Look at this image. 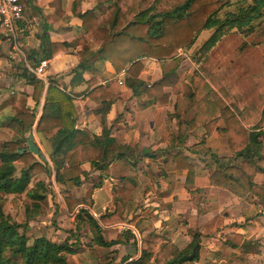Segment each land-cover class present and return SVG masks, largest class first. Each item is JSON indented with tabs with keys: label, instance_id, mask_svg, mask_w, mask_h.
Instances as JSON below:
<instances>
[{
	"label": "trees",
	"instance_id": "1",
	"mask_svg": "<svg viewBox=\"0 0 264 264\" xmlns=\"http://www.w3.org/2000/svg\"><path fill=\"white\" fill-rule=\"evenodd\" d=\"M201 1L112 0L106 11L99 15L95 14L98 7L83 14L72 8L73 14L82 22L85 36L70 44L52 45V48L62 51L78 49V64L74 70L78 78L84 72L92 71L91 59L97 55L100 60L108 62L116 74L124 71L126 86L137 97L140 87L144 86L139 79L144 69L143 59L174 58L177 49L189 48L202 32L212 31L200 48L205 56L232 31L250 34L254 22L262 17L264 10V0H251L250 3H239L234 11L226 12L222 17L219 14L223 4L198 19L204 13L201 6L197 7ZM79 6L77 0L72 3L74 8ZM90 41L97 45V51L90 49ZM27 72L25 70L24 76L33 87L32 98L35 104L42 97L44 100L36 131L50 142L51 166L47 163L42 165L26 150L24 135L32 130L36 115L22 100L19 110L8 118L7 124L18 137L4 143L0 149V264H69L68 256L79 251V247L75 246L77 242H54L43 236L30 240L20 232L23 226L4 214V198L24 194L31 203L25 207V220L29 221L39 214L41 203L46 199V187L42 182H36L30 187L34 173L51 169L56 183L79 187L83 177H87L81 169L83 163H88L91 168L102 173L114 162L125 159L134 161L136 155L132 148L118 144L110 136V129L103 121L116 100L119 90L116 79L108 87H95L88 93L89 99L100 107L95 112L103 119L100 133L93 135L75 128L76 111L67 94L49 85L43 95L44 82L33 74L28 77ZM210 78L205 80L195 74L192 79L193 93L188 99L191 112L186 121L178 124L176 134L168 138L169 150L164 153L166 171H185V183L193 185L198 176L196 168L183 152L188 146L190 135L196 129L204 130L208 135L217 133L227 141L234 157L220 159L213 152L207 151L206 155L211 157L213 165L208 176L210 186L226 191L239 200L252 196L264 204V171L258 166L262 149L260 138L264 137V130H247L224 103L223 98L228 97L223 89L214 78ZM167 85V80L163 78L151 87H145L147 100L159 103V98L166 96L159 93ZM220 122L224 124L223 128H218ZM234 161H238V164ZM17 163L22 165L18 172L15 166ZM259 173L263 174L257 183L256 176ZM80 213L76 220L78 223H87L96 246L110 248L121 240V236L113 241L104 240L98 221L104 226L114 222L107 215H101L96 220L85 209H81ZM131 238L132 235H127V239ZM190 238L183 249L164 239L163 235L156 240L150 239L140 254L138 264H147L151 258L153 264L197 262L201 237L199 233H193ZM158 241L162 243L158 245ZM246 247L240 256L228 264H247Z\"/></svg>",
	"mask_w": 264,
	"mask_h": 264
},
{
	"label": "rangeland",
	"instance_id": "2",
	"mask_svg": "<svg viewBox=\"0 0 264 264\" xmlns=\"http://www.w3.org/2000/svg\"><path fill=\"white\" fill-rule=\"evenodd\" d=\"M250 1L202 0L197 7L201 6L204 13H201L198 19L202 15L215 11L222 4L220 17L226 12L234 11L239 3H250ZM111 4L112 0H95V7L99 9L97 14L106 11ZM211 34L212 31L202 32L192 46L177 49L174 58L165 60L151 58L157 61L158 66H154L153 61L150 60L147 64L144 63V69L140 74L144 86L140 87L137 97L131 96L124 107L125 112L131 114L132 117L126 116V118L118 119L122 122L120 132L123 136L119 134L117 138L121 143L127 141L126 143L132 145L130 148L136 155L134 161L125 159L114 162L102 173L91 168L87 177H83L82 184L77 188L72 186L73 189L56 183L54 172L51 169L34 173L30 187L36 182H42L46 187V199L41 203L39 214L29 221L25 220V207L31 203L24 194L4 198L3 212L13 222L23 226L20 229L21 233H24L30 240L43 236L54 242L69 241V244L77 242L75 246L82 249L85 255L102 256L104 254L100 257L104 260L107 252L100 248L94 249V244H92L87 231L85 232L87 235L84 232L80 233L82 223H78L76 216L80 215V210L84 208L74 214L78 204H83L86 207L92 206L94 200L89 195L90 191L100 190L94 194L97 201L96 207L93 208L96 218H99V212L104 207L106 214L102 215H107L110 220L114 221L111 224H119L113 228V235L109 238L115 240L114 235L119 236L118 233H122L126 239L127 235H130L128 227L133 226V220L136 221L134 218L144 214V219L140 221L152 224L148 229L149 233H147L149 239L156 240L161 237L163 230L167 228L169 232L174 231L173 235L180 247L185 245V232L178 226L183 223L182 229H184L186 220L174 221L178 219L175 214L176 197L185 193L189 196L190 201L201 207L200 202L205 200L206 195L204 191L208 188L199 185L195 187V184L189 185L182 178L174 177V174L180 171H166L164 153L169 150V136L175 135L177 130L175 128L180 122L186 121L190 115L188 99L193 93L192 79L194 75L198 74L205 80L211 77L217 81L228 97L223 98L224 103L247 130L252 131L264 126V10L262 17L254 22L250 34L232 31L224 36L207 55L203 56L200 48ZM0 41L6 42L1 35ZM6 50L7 53L11 52L12 55L17 54L18 57H21L10 45L6 47ZM163 78L167 80L168 85L163 87L159 95L164 94L165 98H159L157 104L148 101L144 88L151 87ZM120 87L119 89H121ZM6 92L9 98L3 102L4 104L2 103L1 107L6 105L10 110L0 113V149L4 143L18 137L16 132L7 126L8 118L15 115L13 111L15 97L10 94L9 89ZM143 103L146 104L143 106ZM148 107H151L150 119L144 116V111ZM133 116L135 117L133 118ZM245 119H247L245 122L247 124L243 123ZM223 127L224 124L220 122L218 128ZM209 136L204 130H194L190 135L186 150L183 151L189 156L196 168L197 175L203 176V178H207L211 174L210 168L213 166L211 157L206 155ZM145 151H147V155H145ZM225 155L228 156L216 154L220 159L234 157L230 149L229 153ZM33 158L38 159L37 161L42 165L46 164H44L45 159L43 158L37 157L36 159L34 156ZM234 163L238 164V161H234ZM15 166L17 172L22 168V165L18 163ZM204 168H207V173ZM183 172L186 174L185 171ZM101 174L105 176L107 183H103L104 178L100 176ZM92 177L95 179L92 180ZM84 190L88 194L82 198L80 191ZM172 191H175L177 195L170 200L167 196ZM133 192H139V194L134 197ZM254 199L258 200L256 197L249 196L243 201L249 203L256 210V205L252 203ZM257 206H262L261 211H264V204L259 202ZM133 208H135L133 213L137 216H133L134 214L131 212ZM165 212L169 214L167 220H164ZM178 217H182V215ZM226 235L220 236L223 238ZM247 243L245 242V245L237 250L242 254L247 246L246 255L247 257L251 256L247 264H264V239L258 240L254 245L251 242ZM142 251L143 249L140 247V254ZM79 253H76L72 258L68 257V263L82 264L81 256H79L82 253ZM236 254L237 252H233L227 256Z\"/></svg>",
	"mask_w": 264,
	"mask_h": 264
},
{
	"label": "crops",
	"instance_id": "3",
	"mask_svg": "<svg viewBox=\"0 0 264 264\" xmlns=\"http://www.w3.org/2000/svg\"><path fill=\"white\" fill-rule=\"evenodd\" d=\"M74 1L75 0H24L23 19L19 23L20 27L26 28V32L20 37L18 42L20 50L18 54L21 55V57H18L17 54L12 55L11 52L7 53L6 47L10 45V43L7 41L5 43L0 41V113L6 112V110L9 109L6 105L1 107L2 103L9 98L7 97V89H9L10 94L15 97L13 105L15 108L13 110L14 114L19 110L21 106L20 102L22 100L26 101V107L33 110L36 115L32 130L24 135L26 150L36 159L37 157L45 159L44 164L47 163L50 166V142L36 131L37 123L42 114L44 100L42 97L40 102L37 105L35 104L32 98L33 87L28 84L24 76L25 70L28 71L26 74L28 77L32 74L31 70L38 66L39 60H47L49 62L44 78L42 80L40 79L45 85L43 95L49 85L67 94L71 98L76 111L75 128L77 130H86L93 135L100 133L103 119L101 115L95 112L99 110L100 107L89 99L88 93L95 87H108L115 79L123 80V85L120 87L121 89L118 90L116 100L111 104L109 112L103 121L105 126L110 129V136L114 138L118 144L127 145L129 147L132 146L130 143H126L127 141L122 143L119 142L117 138L119 134L123 136L120 132L122 122L118 119H122L123 117L126 118V116L132 117L131 114L124 110L127 101L130 100L131 96L134 97L131 90L126 86V83H124L125 77L116 74L108 62L100 60L98 56L95 55L91 59L93 66L92 71L84 72L81 77L78 78L74 71L78 64L76 57L78 49L62 51L61 49L52 48V45L70 44L75 40L83 38L86 34L82 28V22L73 14V11L75 10V12H78L80 10V13L83 14L87 11L94 10L96 8L95 0H77L80 2V6L76 8L72 7ZM95 14L99 15L97 14V10H95ZM88 46L94 52L98 49L93 41H90ZM44 55H49V57L46 58ZM149 60L153 61L154 66H158L156 64L157 61L151 58L143 59V64H147ZM139 79L143 80L141 75ZM145 104L146 103H143V106ZM150 108L151 107H148L144 111V116L148 119L151 118ZM134 117L135 116H133V118ZM246 121L247 119H245L243 123ZM175 129H177V127ZM259 129L264 130V126L259 127ZM194 134L197 133L194 132ZM260 141L262 143V149L261 161L258 163V166L264 171V137H261ZM207 145L206 152L212 151L217 155L223 154L224 156H228L225 155L229 153L227 141L221 139L217 133H212L209 136ZM81 169L87 174L91 167L88 163H83ZM204 169L207 173V168ZM262 174L263 173H259L256 176L257 183L261 181ZM100 176L104 178L103 183H107L105 176H103V174ZM174 177L182 178L185 181L186 174L184 172H179L175 173ZM91 179L94 180L95 178L92 177ZM194 184L195 187L199 185L208 188L204 191L206 195L204 197L205 200L200 202L201 207L190 201L189 196L185 195V193L184 195H177L175 191H172V193L167 196L171 200L177 195L175 200V214L178 219L174 221L181 222L179 220H186V227H184V229H182L183 223H180V226H178L180 230H184L185 232V245L182 247L178 245L175 235H173L174 231L169 232L166 228L163 230L164 232L162 234L164 239L169 240L179 249H183L190 242V236L193 233L200 234L199 259L197 262L188 264H228L231 260L241 255V251L239 252L237 250H240V247L244 246L245 242H251V244L254 245L258 240L264 239V211H261L262 206H257L259 200L254 199L252 201L253 205H256V211L246 201L239 200L226 191L211 187L208 177L203 178V176H197ZM66 186L73 189L70 184ZM96 191L100 190H91L89 194L91 199L94 200L92 206L86 207L83 204H78L76 205L74 214H76L79 209L84 208L88 210L90 215L98 220L93 210L97 203L94 195ZM87 194L85 190L80 191L82 198L86 197ZM133 194L134 197H136V194H139V192H133ZM141 197H143V195H141ZM182 208L184 209L181 210ZM101 210L103 212H99V217L103 213L106 214L104 207H102ZM134 210L135 208H133L131 212L134 214L133 216H137L133 213ZM164 214H166L164 220H167L169 214L166 212ZM179 215H182V217H178ZM256 215L258 216L255 217ZM144 217V214H140L138 218L135 217L134 219H136V221L133 220V226L128 227L130 235H132L133 238L124 239L125 235L118 233L119 236H121V240L110 248L96 246L92 241L93 236L88 229L87 223L83 222L81 224L80 233H85L87 231L92 244H94V249H103L107 254L103 260L102 258L100 259V257L104 254L102 256H98L97 254L85 255L82 249L79 248V254L82 252L84 253L79 255L81 256L82 264H103V262L104 264H122L132 258L135 253H140V247L142 249L147 247L146 242L150 240L147 237V233H149L148 229L152 225L146 221H140L143 220ZM98 223L103 233L104 240L113 241L114 239L109 237L113 235V228L117 227L119 224L110 223L104 226L100 221H98ZM120 226L124 227L121 224ZM87 233L85 234L87 235ZM220 235H226V237L221 238ZM114 237L117 238L118 235H114ZM161 243V241H158L157 244L159 245ZM233 252H237V254L234 256H227V254H233ZM70 256L72 258L75 254L69 255L68 257ZM250 258L251 256L248 257V260ZM147 264H153V258H151Z\"/></svg>",
	"mask_w": 264,
	"mask_h": 264
},
{
	"label": "built area",
	"instance_id": "4",
	"mask_svg": "<svg viewBox=\"0 0 264 264\" xmlns=\"http://www.w3.org/2000/svg\"><path fill=\"white\" fill-rule=\"evenodd\" d=\"M23 1L24 0H0V34L10 43L14 51L20 53L18 40L26 32L25 27H20L19 23L23 19ZM49 62L42 60L38 66L31 70V73L38 79H43ZM124 77V71L120 73ZM118 85L122 86L121 79H117ZM140 253L123 262L122 264H138Z\"/></svg>",
	"mask_w": 264,
	"mask_h": 264
}]
</instances>
